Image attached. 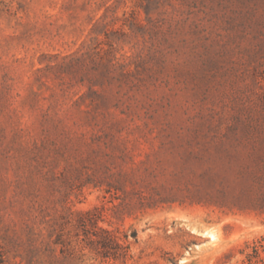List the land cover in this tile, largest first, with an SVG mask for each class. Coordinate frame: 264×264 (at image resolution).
I'll list each match as a JSON object with an SVG mask.
<instances>
[{
  "label": "rangeland",
  "instance_id": "rangeland-1",
  "mask_svg": "<svg viewBox=\"0 0 264 264\" xmlns=\"http://www.w3.org/2000/svg\"><path fill=\"white\" fill-rule=\"evenodd\" d=\"M222 141L264 164V0H0V264L264 258V208L160 201Z\"/></svg>",
  "mask_w": 264,
  "mask_h": 264
},
{
  "label": "trees",
  "instance_id": "trees-1",
  "mask_svg": "<svg viewBox=\"0 0 264 264\" xmlns=\"http://www.w3.org/2000/svg\"><path fill=\"white\" fill-rule=\"evenodd\" d=\"M238 144L222 141L210 146L202 155L201 149L192 155L191 163L180 174L173 171L171 178L196 179L193 189L170 188L161 202L188 200L190 202L214 205L226 213L235 214L264 208V164L252 159L247 163ZM250 156V155H249ZM101 248L105 256L125 257L127 246H122L107 233ZM126 239L127 236L125 235ZM262 246V245H261ZM263 247V246H262ZM264 264L258 255V248L248 255L249 264Z\"/></svg>",
  "mask_w": 264,
  "mask_h": 264
}]
</instances>
